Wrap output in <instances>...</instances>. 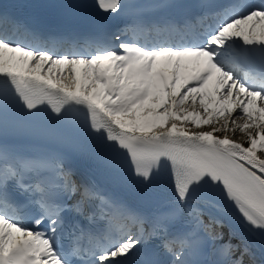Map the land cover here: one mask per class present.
Listing matches in <instances>:
<instances>
[{"label":"snow or ice","instance_id":"6c2138e0","mask_svg":"<svg viewBox=\"0 0 264 264\" xmlns=\"http://www.w3.org/2000/svg\"><path fill=\"white\" fill-rule=\"evenodd\" d=\"M54 7L130 23L80 45L0 17V264H264V0ZM221 202L251 239L205 220Z\"/></svg>","mask_w":264,"mask_h":264},{"label":"bare ground","instance_id":"6f19581e","mask_svg":"<svg viewBox=\"0 0 264 264\" xmlns=\"http://www.w3.org/2000/svg\"><path fill=\"white\" fill-rule=\"evenodd\" d=\"M239 135L240 134H237V138H239ZM206 218H207V215L205 213V220H206ZM218 230H222L226 234L229 233V231H232V232L235 233V236H236L237 239H251L245 231L244 232L238 231L235 227H233L231 225H228V224H225V223H223V227L222 228L218 227ZM252 244H253V247L256 250L257 254H258L259 253L258 240H252Z\"/></svg>","mask_w":264,"mask_h":264}]
</instances>
